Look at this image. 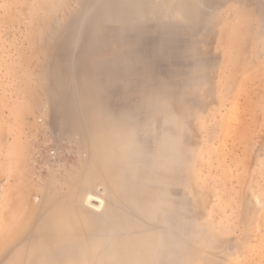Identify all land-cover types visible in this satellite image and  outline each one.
Here are the masks:
<instances>
[{
    "label": "rangeland",
    "instance_id": "obj_1",
    "mask_svg": "<svg viewBox=\"0 0 264 264\" xmlns=\"http://www.w3.org/2000/svg\"><path fill=\"white\" fill-rule=\"evenodd\" d=\"M0 264H264V0H0Z\"/></svg>",
    "mask_w": 264,
    "mask_h": 264
},
{
    "label": "bare ground",
    "instance_id": "obj_2",
    "mask_svg": "<svg viewBox=\"0 0 264 264\" xmlns=\"http://www.w3.org/2000/svg\"><path fill=\"white\" fill-rule=\"evenodd\" d=\"M94 198L99 200L100 203H99V205L97 204L98 206H93L92 204L90 205V200L94 199ZM86 204L88 205V207L92 208L95 211H100L104 207V201L102 199L96 198V197H94L92 195L87 196Z\"/></svg>",
    "mask_w": 264,
    "mask_h": 264
},
{
    "label": "water",
    "instance_id": "obj_3",
    "mask_svg": "<svg viewBox=\"0 0 264 264\" xmlns=\"http://www.w3.org/2000/svg\"><path fill=\"white\" fill-rule=\"evenodd\" d=\"M93 202H95V203H96V201H93Z\"/></svg>",
    "mask_w": 264,
    "mask_h": 264
}]
</instances>
